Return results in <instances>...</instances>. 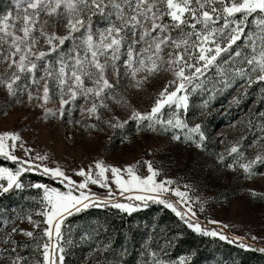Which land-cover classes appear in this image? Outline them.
<instances>
[{"label": "snow or ice", "instance_id": "1", "mask_svg": "<svg viewBox=\"0 0 264 264\" xmlns=\"http://www.w3.org/2000/svg\"><path fill=\"white\" fill-rule=\"evenodd\" d=\"M97 15L107 21L102 29L94 28L93 18ZM69 40L73 46L65 52L63 46ZM237 41L243 42L246 52L233 48ZM49 54L55 55L54 62ZM44 60L48 65L37 79L38 63ZM221 61L231 68L232 80L239 77L248 85L264 83V0H14L13 9L0 14V64L4 65L0 89L10 98L0 104V115L7 116L13 104L30 106L42 110L44 121L51 118L78 125L89 135L103 131L102 125L124 131L131 122L137 132L171 131L175 141H181L183 131V143L206 150L209 136L204 123L189 125L186 119L190 107L187 89L213 66L224 76L222 86L229 87V76L220 68ZM237 62L240 66H233ZM161 72L170 73L171 79L156 94L150 111L137 109L126 94L143 89ZM53 100L57 101L55 109L49 107ZM80 100L85 103L80 104ZM114 106L126 109V117L116 114ZM203 106L210 107L208 101H203ZM166 107L169 115L165 119L162 110ZM77 110L82 119L75 118ZM260 133L248 145L242 143L245 137L232 142L226 153L217 155V166L232 170L239 167L247 178L264 174L254 171L257 166L264 167V125ZM254 145L260 150L254 158H247L246 148ZM17 148L23 156L16 155ZM0 157L15 165L0 166V195L23 189L21 177L25 173H40L63 186L62 190L41 182L28 185L42 190L37 214L44 217L42 235L46 240L41 243L34 231L41 221L33 220L31 214L19 216L21 222L28 220L32 230L11 227L2 241L7 255L0 257V264H39L17 252L29 245L17 241L16 234L30 238L36 251L43 249L42 264H64L63 225L68 217L93 206H111L131 214L151 201L171 209L197 233L229 242L241 240L194 221L196 212L189 186L184 185L183 191L179 186L172 187L176 181L167 176L160 178L163 170L151 161H143L147 171L137 174L133 165L121 168L96 160L87 168L73 170L81 178L75 180L59 164L45 163L49 154L27 146L15 130L0 131ZM90 185L106 189V193L93 192ZM167 193L178 201L165 198ZM116 196L125 202L114 199ZM196 200L203 211L206 201L199 197ZM88 235L85 232L81 238ZM241 246L249 247L243 243ZM258 250L264 252V248ZM187 259L180 257L179 264H186ZM153 264L164 262L155 260Z\"/></svg>", "mask_w": 264, "mask_h": 264}, {"label": "rangeland", "instance_id": "2", "mask_svg": "<svg viewBox=\"0 0 264 264\" xmlns=\"http://www.w3.org/2000/svg\"><path fill=\"white\" fill-rule=\"evenodd\" d=\"M13 6L14 0H0V14L13 9ZM106 22V19L99 15L93 18L95 29H102ZM63 31L61 27L60 32L63 33ZM72 46V41H67L63 46L64 51L67 52ZM236 47L246 52L242 41H237L233 48ZM222 55L225 60L228 59L227 54ZM49 57L53 62L56 59L54 54H49ZM46 65H48V60L38 63L37 79L44 75ZM54 66L58 67V65ZM233 66H240L239 62ZM220 68L224 69L229 76V87L222 86L224 76L216 66H213L200 77L198 83L194 82L187 89L190 107L186 119L189 125L204 123L206 135L209 136V140L206 141V150L183 143V131L180 132L181 141H175L171 139L173 135L171 131L168 133L150 130L137 132L134 123L131 122L124 131L102 125L103 131H94L89 135L78 125L61 123L60 120L51 118L44 121L41 118L42 110L17 104H13L8 109L7 116L0 115V131H18L27 146L42 154L45 152L49 154L50 159L45 163L49 166L59 164L75 180L81 178L76 176L73 170L80 167L87 168L96 160H103L106 164L121 168L133 165L136 167L137 174H145L147 167L143 161H151L154 167L163 170L160 178L167 176L176 181L172 187L179 186L183 191L185 190L184 185L189 186V195L196 212L194 221H198L204 228L222 231L230 239L241 237V240L237 241L264 248V174H256L247 178L239 167L232 170L225 166H217L216 163L217 155L226 153L232 142L245 137L242 143L248 145L257 135L261 134L260 128L264 125V83L253 82L248 85L239 77L232 80L229 65L221 61ZM3 70L4 65L0 64V72ZM170 79V73L161 72L154 76L143 89L129 90L126 95L137 109L150 111L156 94ZM9 99L7 93L0 89V104ZM203 101H208L210 106L208 109H204ZM79 103L84 104L85 102L80 100ZM56 105L57 101L53 100L49 107L55 109ZM114 107L116 114L126 117V109ZM162 112L164 118H168L169 109L166 107ZM107 115L105 113V116ZM75 118L82 119L79 110L75 112ZM69 133L70 137L66 138ZM259 150V145L247 147L246 157L254 158ZM16 155L23 156L24 153L17 148ZM225 158L228 163L232 162L231 158L227 156ZM257 170L259 173H264V167L257 166L254 171ZM90 188L100 195L106 193V189L96 185H90ZM253 191L256 193L255 196L252 195ZM41 196L42 193L38 196V200ZM197 197L200 201H206L203 211L200 210ZM165 198L173 202L178 201V198L171 193L165 194ZM114 199L125 202L119 196ZM179 207L184 210L182 205ZM40 208L39 203L37 210ZM18 217L11 207L0 212V257L7 255L3 252L2 241L5 234L11 231L12 226L18 225L19 228L32 230L26 218L21 222ZM32 217L33 220L39 221L34 216ZM209 220L220 223L211 224ZM43 228L40 224L39 228L34 229L41 243L46 240V237L42 235ZM253 236L257 239L253 240ZM14 238L21 243L27 242L29 245L27 249L18 248L19 254L30 262L39 261V264H42V248L36 251L34 242L22 234H16ZM153 252L155 256L152 255ZM87 259H90L89 255L85 256L83 261ZM179 259L180 257L169 258L165 251L158 248L150 253V259L138 264H153L155 260L163 261L164 264H179ZM212 261H216V258L214 257ZM95 262L96 260L90 264ZM223 264H239V262L225 260Z\"/></svg>", "mask_w": 264, "mask_h": 264}, {"label": "trees", "instance_id": "3", "mask_svg": "<svg viewBox=\"0 0 264 264\" xmlns=\"http://www.w3.org/2000/svg\"><path fill=\"white\" fill-rule=\"evenodd\" d=\"M0 166L15 167L3 157H0ZM21 179L25 184L23 189L0 195V212L11 207L18 216L31 214L45 227L44 217L36 213L42 190L28 185L41 182L61 189L63 186L36 172L25 173ZM62 231L65 237L64 264H90L94 260V264H138L150 259V253L158 248L169 258H189L186 264H223L225 260L264 264V252L258 250L263 247L197 233L171 209L151 201L147 207L131 214L111 206L89 207L68 217ZM85 232L90 235L82 239ZM241 243L249 247H242ZM88 255L90 259L83 261ZM214 257L216 261H212Z\"/></svg>", "mask_w": 264, "mask_h": 264}]
</instances>
